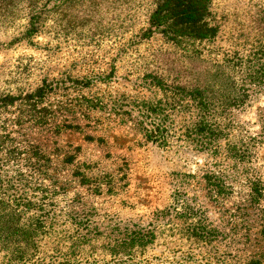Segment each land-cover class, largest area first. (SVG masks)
<instances>
[{
  "label": "rangeland",
  "instance_id": "obj_1",
  "mask_svg": "<svg viewBox=\"0 0 264 264\" xmlns=\"http://www.w3.org/2000/svg\"><path fill=\"white\" fill-rule=\"evenodd\" d=\"M153 8V0H0V95L51 83L50 101L66 91L103 107L57 137L26 130L91 175L85 188L58 190L89 239L43 240L42 253L18 264H264V0H211L217 31L206 40L149 34ZM252 63L263 72L257 82ZM206 71L208 89L236 99L222 135L198 147L180 135L193 118L172 112L174 130L161 120L167 143L145 140L139 126L152 129V108L167 107L148 72L189 82ZM65 224L62 232L76 233ZM130 240L141 242L110 247Z\"/></svg>",
  "mask_w": 264,
  "mask_h": 264
},
{
  "label": "trees",
  "instance_id": "obj_2",
  "mask_svg": "<svg viewBox=\"0 0 264 264\" xmlns=\"http://www.w3.org/2000/svg\"><path fill=\"white\" fill-rule=\"evenodd\" d=\"M153 1L147 28L149 34L160 32L172 41L183 34L200 40L216 35L217 27L210 20L211 0ZM260 68L261 65L253 63L248 66L250 82L262 78ZM206 73L201 76L198 72L194 80L188 82L184 77L175 76L168 80L148 72L147 77H152V84L160 88L167 107L152 108V129L139 126L145 140L165 145L167 134L161 120L167 117L170 130H174L171 118L174 112H183L189 119L193 118L183 126L180 134L185 141L201 143L198 147L204 148L222 135L226 128L223 121L227 119L228 109L236 105V99L217 96L212 87L208 89L211 84L206 75L212 74ZM52 85H42L28 94L0 95V264L24 263L33 255L42 253L43 240H53L55 236L69 237L70 242L89 239V229L72 214L73 209L63 211L59 206L58 190H71L72 183L77 182L85 188L91 175L87 170L79 169L74 155L64 154L61 159L58 148L49 149L41 142L31 140L26 130L37 127L51 137H57L80 128L82 120H91L96 109L100 111L103 107L94 102V97L81 94L72 98L66 91L62 92L64 98L50 101L48 93L56 90ZM73 113H78L79 118L69 119L68 114ZM78 149V146L72 147L73 151ZM257 185L252 184L253 202H258L259 195H262L255 192L260 190ZM65 221L77 228L76 233L62 232ZM57 237L55 240H61ZM140 242L119 241L110 247L119 250L123 245L137 246ZM53 251H60L57 244H54Z\"/></svg>",
  "mask_w": 264,
  "mask_h": 264
}]
</instances>
